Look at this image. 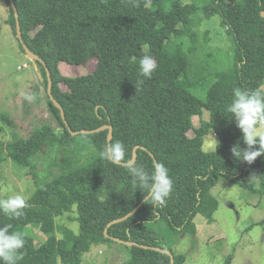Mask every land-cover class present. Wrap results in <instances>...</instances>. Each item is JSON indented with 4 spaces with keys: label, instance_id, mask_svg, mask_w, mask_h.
I'll use <instances>...</instances> for the list:
<instances>
[{
    "label": "trees",
    "instance_id": "trees-1",
    "mask_svg": "<svg viewBox=\"0 0 264 264\" xmlns=\"http://www.w3.org/2000/svg\"><path fill=\"white\" fill-rule=\"evenodd\" d=\"M14 1L23 40L45 62L52 94L65 113L64 120L49 98L55 124L37 126L25 137L14 131L6 144L0 123V165L9 157L26 167L45 146L64 153L61 171L38 186L20 218L0 213V226L11 224L10 231H19L25 238L18 264H84V253L107 242L128 249L130 257L121 264H172L166 253L105 236L107 224L131 212L145 194L133 183L125 165H113L100 156L109 144L108 129L76 135L71 130L111 125L110 143H124L127 159H132L134 147L139 146L135 164L151 172L155 161L141 148L145 147L168 168L174 187L166 203L154 207L146 201L132 217L110 226L108 233L170 250L175 264H185L186 256L166 244L150 223L164 218L175 233L195 234L197 214L209 223L214 221L219 200L212 188L222 179L250 192H264V155L251 165L232 156L234 145H246L226 111L234 89L254 90L264 85V0H209L204 6L203 18L220 14L235 51L231 66L218 72L208 87L206 99L192 92V83L185 77L192 60L183 46L184 36L192 44L188 51L200 48L199 33L193 29L198 25L193 18L198 9L195 0ZM7 3L8 20L17 34L14 9L10 0ZM21 47L25 51L22 43ZM145 54L157 66L150 79L139 74V60ZM93 58L97 59L94 70L84 75H64L59 67L60 62L86 64ZM36 61L48 90L46 67ZM204 109L209 119L203 118ZM195 116L200 119L198 124L193 121ZM210 131L218 142L213 151L205 152L204 136ZM75 207L79 230L60 226L59 237L55 216ZM33 226L46 236L40 245L35 242ZM232 261L230 254L223 264Z\"/></svg>",
    "mask_w": 264,
    "mask_h": 264
},
{
    "label": "rangeland",
    "instance_id": "rangeland-1",
    "mask_svg": "<svg viewBox=\"0 0 264 264\" xmlns=\"http://www.w3.org/2000/svg\"><path fill=\"white\" fill-rule=\"evenodd\" d=\"M183 1L189 3L193 0ZM195 1L198 9L193 18L198 25L193 29L199 33L200 48L188 51L191 43L184 36L183 46L192 60V67L185 77L192 83V92L206 99L208 87L216 80L218 72L231 66L235 51L227 28L221 24L220 14L202 17L209 0ZM8 17L7 0H0V123L5 128V144L14 131L25 137L37 126L49 122L55 124L49 111L50 96L43 83L41 66L22 49ZM96 62V58L86 64L60 62L59 67L64 75L77 76L92 72ZM25 64L28 67L20 68ZM30 96H35V101L26 99ZM203 118L209 119L207 109H204ZM193 121L198 124L200 119L195 116ZM217 142L216 134L210 131L204 136L203 150L213 151ZM4 148L7 153L6 146ZM38 153L26 167L14 164L9 157L0 165V199L20 194L29 202L41 183L61 171L62 150L57 152L45 146ZM252 181H256V177H252ZM212 193L219 200L214 221L209 223L204 215L197 214L194 218L195 234L188 231L175 233L164 218L150 223V228L160 234L166 244L172 245L177 253L186 256L185 264H223L230 254H233L231 264H264V192H250L222 179L212 188ZM77 216L76 207L71 212L55 216L59 237L62 235L60 226L76 232L79 230ZM32 230L36 235V244L43 243L46 236L40 228L33 226ZM129 257L126 247L107 242L94 245L84 253L83 263L121 264Z\"/></svg>",
    "mask_w": 264,
    "mask_h": 264
},
{
    "label": "clouds",
    "instance_id": "clouds-1",
    "mask_svg": "<svg viewBox=\"0 0 264 264\" xmlns=\"http://www.w3.org/2000/svg\"><path fill=\"white\" fill-rule=\"evenodd\" d=\"M156 67L151 55L145 54L139 60V74L144 78L150 79ZM26 99L35 101L36 97L30 96ZM226 111L234 118L246 145L241 148L237 143L231 148V154L236 160L251 165L264 155V85L254 90L239 87L234 89L232 102ZM56 134L59 136L61 132L57 131ZM100 156L113 165L124 164L133 183L138 185L137 188L144 192L146 201H151L154 207L164 205L173 192L174 180L164 164L154 162L153 170L149 172L142 165L127 159L126 146L119 140L105 144ZM27 207V200L20 194L0 199V213L11 218H20ZM11 228V224L0 226V264H18L23 259L21 250L25 246V238L19 231H10Z\"/></svg>",
    "mask_w": 264,
    "mask_h": 264
},
{
    "label": "water",
    "instance_id": "water-1",
    "mask_svg": "<svg viewBox=\"0 0 264 264\" xmlns=\"http://www.w3.org/2000/svg\"><path fill=\"white\" fill-rule=\"evenodd\" d=\"M12 6H13V9H14V14H15V17H16V30H17V35H18V38L20 39L22 45H23V48L25 49V52L27 53V55L29 57H31L32 59H36V60H39L40 62H42L44 64V66L46 67V64L45 62L38 56L36 55L34 52H32L30 50V48L25 44L24 40H23V37H22V31H21V25H20V19H19V11H18V8L16 6V3L14 0H10ZM46 71H47V76H48V94L50 96V99L53 101L54 105L56 107H58L60 110H61V113H62V117L63 119L65 120V113H64V110L62 108V106L60 105V103L54 98L53 94H52V79H51V74H50V71L49 69L46 67ZM108 129L109 132H108V142L110 143L111 139L113 138V127L111 125H104L100 128H97V129H92V130H89V129H83V130H80L79 132L78 131H72L71 130V133L72 135H76L78 133H84V134H90V133H95V132H100L102 130H106ZM145 150H147L150 155L154 158V161H156L155 159V156L154 154L149 151L147 148L145 147H141ZM138 149H139V146H135L134 149H133V156H132V161L135 163L136 160H137V156H138ZM124 165V164H122ZM146 202V198L142 199V201L131 211L129 212L128 214H126L125 216L123 217H119L117 219H114L112 221H110L108 224H107V227L105 228L104 230V234L106 237H111L114 241L116 242H119V243H122V244H125V245H128V246H139V247H142V248H146V249H153V250H156V251H160V252H163V253H166L170 256L171 258V263L172 264H175L174 263V255L173 253L170 251V250H166V249H162V248H159V247H154V246H150V245H144V244H140V243H137V242H134V241H126V240H122L120 238H117V237H112L110 236V234L108 233V228L110 226H112L113 224H116V223H119V222H122V221H125L127 219H129L130 217H132L135 212Z\"/></svg>",
    "mask_w": 264,
    "mask_h": 264
},
{
    "label": "built area",
    "instance_id": "built-area-1",
    "mask_svg": "<svg viewBox=\"0 0 264 264\" xmlns=\"http://www.w3.org/2000/svg\"><path fill=\"white\" fill-rule=\"evenodd\" d=\"M28 65L27 64H25V65H23L22 67H20V68H25V67H27Z\"/></svg>",
    "mask_w": 264,
    "mask_h": 264
}]
</instances>
